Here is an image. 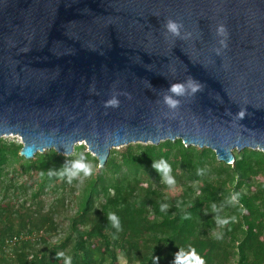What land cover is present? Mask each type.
<instances>
[{"label":"water","instance_id":"95a60500","mask_svg":"<svg viewBox=\"0 0 264 264\" xmlns=\"http://www.w3.org/2000/svg\"><path fill=\"white\" fill-rule=\"evenodd\" d=\"M0 138L264 153V0H0Z\"/></svg>","mask_w":264,"mask_h":264},{"label":"trees","instance_id":"16d2710c","mask_svg":"<svg viewBox=\"0 0 264 264\" xmlns=\"http://www.w3.org/2000/svg\"><path fill=\"white\" fill-rule=\"evenodd\" d=\"M20 149L0 138V264H63L57 252L71 264H264L261 151L224 164L178 139L135 143L98 168L83 145L30 160Z\"/></svg>","mask_w":264,"mask_h":264},{"label":"clouds","instance_id":"9594fccd","mask_svg":"<svg viewBox=\"0 0 264 264\" xmlns=\"http://www.w3.org/2000/svg\"><path fill=\"white\" fill-rule=\"evenodd\" d=\"M168 28H169L170 31H173V32L176 31V25H175V24L169 23ZM172 91H173V92H178V91H179V86L173 87V88H172ZM166 101H167L170 105H174V103H175L174 101L167 100V98H166ZM109 103L114 105V104L116 103V101H115V100H111V101H109ZM153 166H154V167H159V166L156 165V164H154ZM81 167H83V166H81ZM165 172H167V169H165ZM85 175H86V176L88 175V172H87V171L85 172ZM68 183H71V179H70V178H69V180H68ZM167 183L171 186L174 182H173L170 178H167ZM233 199H235V198H233ZM108 218H109L110 220H112L113 222H115V217L112 216L111 213H108ZM115 238H116V237L113 236V239H115ZM217 238H218V237H217ZM56 256H57V257H63V264H71V258L68 257V256H65L63 252H57V253H56ZM154 260H155V258L153 259V261H154Z\"/></svg>","mask_w":264,"mask_h":264},{"label":"rangeland","instance_id":"374dc122","mask_svg":"<svg viewBox=\"0 0 264 264\" xmlns=\"http://www.w3.org/2000/svg\"><path fill=\"white\" fill-rule=\"evenodd\" d=\"M13 141L16 142V143H20L19 140H13ZM180 192H181V189L179 187H177V188H173V189H170V190H166L165 192H161L160 194L162 196H165V197H172V196H175V195L179 194ZM64 212L65 213H63V215L69 214L68 210H66ZM119 264H127V263L125 261L121 260L119 262Z\"/></svg>","mask_w":264,"mask_h":264}]
</instances>
